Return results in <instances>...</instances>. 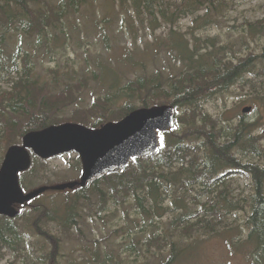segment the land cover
<instances>
[{
	"label": "trees",
	"instance_id": "16d2710c",
	"mask_svg": "<svg viewBox=\"0 0 264 264\" xmlns=\"http://www.w3.org/2000/svg\"><path fill=\"white\" fill-rule=\"evenodd\" d=\"M95 1L0 0V84L12 85L0 94L4 133L0 142L5 151L30 131L66 121L88 124L92 116L95 121L88 125L98 127L155 104L176 108L175 126L161 134L157 152L133 158L119 171L67 194L60 203L41 205L36 198L20 207L15 218L0 215V263L7 254L25 264L72 262L65 244L75 241L86 251L85 264H183L198 240L239 227L243 213L244 235L239 234L235 248L253 264H264V144L257 120L232 126L203 108L213 96L242 85L246 74L264 78V16L242 23L237 37L250 38L253 44L238 56L240 49L221 44L219 35H188L179 26V19L193 17L200 30L214 27L224 21L225 9L236 7V0H112L130 14L134 11L141 21H159L158 26L165 27L146 47L152 45L161 56L160 67L148 72L141 64L134 78L119 85L95 73L90 77L88 70L73 74L67 57L64 70L58 61L48 69L49 78L34 76L33 54L23 48L22 40L33 39L36 48L49 52L58 41L64 45L71 38L67 33L71 16ZM14 33L22 39L7 52L4 45ZM89 78L106 85V90L83 106L77 94ZM260 82L264 88V79ZM257 84L252 89L264 103ZM70 107L72 113L66 115ZM232 170L250 177L251 194L233 192L227 178ZM128 201L136 214L105 237L109 241L111 234L119 236L122 231L119 243L101 246L96 236L86 234L89 219H108ZM137 220L147 226L146 231L136 230Z\"/></svg>",
	"mask_w": 264,
	"mask_h": 264
},
{
	"label": "rangeland",
	"instance_id": "374dc122",
	"mask_svg": "<svg viewBox=\"0 0 264 264\" xmlns=\"http://www.w3.org/2000/svg\"><path fill=\"white\" fill-rule=\"evenodd\" d=\"M229 1L232 2V0ZM234 2L237 4L236 7L225 9L224 13L221 14L224 21L219 20L214 27L200 30L193 25V17L179 19V26L188 35L194 33L203 37L211 36L214 38L219 35L221 44L227 43L230 47L240 49V53L237 52V54L243 56L250 51L253 41L250 38L239 39L237 37L238 30L246 19L255 21L263 18L264 0H236ZM158 25H160L159 21H141L134 11L130 14L112 0H97L85 4L77 15L71 16L67 27V33L70 34L71 38L64 45H62V41H58L50 45L49 52L43 47L36 48L33 39L26 38L22 42L23 48L33 54L34 76L49 78L48 69L57 66L58 61L62 63L61 68L64 70L63 66L68 67L65 64L66 58L69 57L73 74L79 73L81 70H88L90 77L95 73L101 78L107 77L122 85L128 79L134 78L136 73H139L141 64H145V69L148 72L161 66L162 58L157 56L156 49L152 45L146 48L153 35L165 32V27ZM20 36L19 33L10 36L4 45L7 52H11L17 46L22 39ZM245 46H248V49ZM63 54H65V58L62 57ZM108 68H110L111 73H108ZM262 79H264L263 76L246 74L242 85L233 86L223 94L213 96L204 102L203 108L220 119L222 123L232 126L241 120H257L256 128L259 129L257 134L263 136L261 142L264 144V103L256 97L257 93L252 89L253 83H258L256 90L264 95V88L260 84ZM11 86L6 82L1 83L0 94L11 89ZM105 90L106 85L89 78L86 88L79 91L77 95L81 104L86 106L93 101L95 96L105 92ZM245 107L253 108L250 112L244 113ZM65 112L66 115H70L72 107ZM94 121V116H92L87 122L89 124ZM2 136L4 133L0 130V137ZM160 142L162 143L161 136ZM4 147V142H0V165L5 154ZM36 160L32 172L27 173L24 178L23 175L21 176V184L27 191L43 185L73 181L80 176L79 163L74 153L56 156L43 162ZM227 178L232 180V188L235 194H251L252 183L248 175L232 170ZM67 194H75V192L60 193L49 190L41 195L39 204L50 206L60 203ZM119 209V212L108 219L98 217L89 219V226L85 228L86 234L91 236L90 238L93 235L96 236L99 242H102L101 246L104 245L105 247L107 244H116L123 239V232L121 231L119 236L111 234V239L105 240V237L116 225L118 227L126 225V220L136 214L129 201L125 205H121ZM239 215V221H236L239 227L227 230L223 235L207 239L201 238L190 250L189 258L183 264H253L248 255L244 251L236 250L234 245L239 234L241 235L242 232L244 235V214L239 213ZM136 225L137 231L147 230V226L142 225L140 220L136 221ZM233 235L235 237L231 240ZM65 251L70 254L72 262L64 260V264H85L83 254L86 251L82 250L75 241H67ZM114 251L119 252L117 249ZM23 262L22 258H15L12 254H7L0 264H25Z\"/></svg>",
	"mask_w": 264,
	"mask_h": 264
},
{
	"label": "water",
	"instance_id": "95a60500",
	"mask_svg": "<svg viewBox=\"0 0 264 264\" xmlns=\"http://www.w3.org/2000/svg\"><path fill=\"white\" fill-rule=\"evenodd\" d=\"M250 110L251 107H245L243 112ZM175 115L174 106L161 104L138 108L122 120L108 122L99 128L65 122L26 133L21 145L8 148L0 168V215L15 217L20 213L15 205L31 200L48 188L63 190L84 187L88 182L123 168L133 157L156 152L159 132L174 126ZM30 149L42 158L77 152L83 165L81 179L25 193L19 173L31 166Z\"/></svg>",
	"mask_w": 264,
	"mask_h": 264
}]
</instances>
